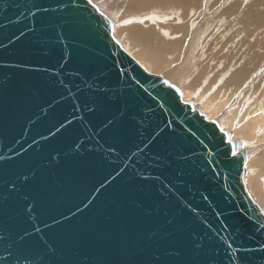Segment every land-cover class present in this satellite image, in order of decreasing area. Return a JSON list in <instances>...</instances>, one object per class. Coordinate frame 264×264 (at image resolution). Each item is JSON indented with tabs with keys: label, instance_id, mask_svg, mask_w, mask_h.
Returning <instances> with one entry per match:
<instances>
[{
	"label": "water",
	"instance_id": "obj_1",
	"mask_svg": "<svg viewBox=\"0 0 264 264\" xmlns=\"http://www.w3.org/2000/svg\"><path fill=\"white\" fill-rule=\"evenodd\" d=\"M92 0H0V264H264L248 151Z\"/></svg>",
	"mask_w": 264,
	"mask_h": 264
},
{
	"label": "rangeland",
	"instance_id": "obj_2",
	"mask_svg": "<svg viewBox=\"0 0 264 264\" xmlns=\"http://www.w3.org/2000/svg\"><path fill=\"white\" fill-rule=\"evenodd\" d=\"M203 1L205 2V4H204ZM231 1L232 0H217V1L216 0H200V5H199V2L197 4V6H199V7H195V5H191V8H186V10H188V11L187 12H183V13H182V10H184V8L181 7V6H179V7L178 6H172L174 9L171 10V11L168 10V9L167 10L158 9V10H160V12H163L164 14H167V15L170 14V13H174V11L176 13H178L179 15H181V16L185 15L186 16V21H183V24L182 25H185L186 26L188 24V28L186 27L188 29V31L186 29V34H188V35L185 34V39L186 40L184 39L185 42H183V46L180 48V50H175V51H173V53H170L169 56L175 55V57H173L174 58L173 62L168 65V68L167 69L161 70L160 72H158V74H163L164 72L167 73L168 70H171L173 68H176V69L178 68V70L181 71V74H180V77L179 78L172 77L173 76L172 73L174 71L173 72L170 71L171 74L169 72V74L167 75L166 78L169 81H171L172 83H174L175 85L179 86L182 89V97H183V99L184 100H193L195 104H197V105L200 106V108L202 107L201 108V111L203 113L205 112V114H206V116L208 118L214 119V120L218 121L219 125L222 126V128H224V129L226 128L225 130H227V131L230 130L229 132L232 135H234L236 130H238L240 127H242L243 125H245L246 120H247V117L246 116L248 114H250V113H245V112L248 111L249 109L252 111V108L250 106L257 105L258 101L260 100L262 106L264 107V93H263L264 92V77H263L264 75L259 74L258 76H260V75H262V76L259 79H255L256 78V74L259 73V72H255V74L253 76L254 78H252V79L250 77L248 79L245 78L246 80L243 82V85L240 84L239 87H233V86H231L232 88H229L230 91L228 90L227 85H225V81L224 80H225L226 76L228 75V71L230 70V66H232V64H233V62L235 60L233 59V57H231V58H228L226 60L227 63L221 62V51L222 52H225L226 51L225 46H227L228 48H230V50H234L238 46L239 47H243V43H242L243 40H241V39L243 37H245V35L242 33L243 31L240 32V33H239V31L243 30L244 25L245 26L248 25L247 22L249 21L247 19L245 22L243 21L242 23L241 22L240 23H237L236 24L237 26L235 25L233 27L232 24H234V22H235V21H233L234 20L233 19L234 17L233 16H230V17L224 16L225 17L224 22H223L224 24H222V25L220 24L221 20H219L220 19L219 17H222V16L219 15V12H220L219 10L221 9L222 6H224V4L226 5V2L229 3ZM255 1L258 2L257 4H259L260 6L262 5V7H263V5H264L263 0H254V1L253 0H251V1L250 0H244L242 2V4H241V7L244 8L245 6H248V4H246V2L249 3V4H253V2H255ZM208 2H210L211 4H213L214 2L215 3L213 4V7H210L209 4H208ZM94 3H96L98 5V7L102 11L104 10L109 15H111V16H109V18H112V17L115 16L114 19H116V21H114V20L113 21H114V24L116 26V29L114 31V35H115L116 39H118L122 43L123 47H125V49L132 56H134L135 59H137L138 62L148 72H152V71H150L148 69V65H146V63L142 62L135 55V53L138 52V50H136L135 48H132V46L126 41L125 37H123L124 35L121 32H119V27H120L119 25L121 24L120 22H122L120 19H122V16H128L127 18H131L132 21L134 22V19H136L135 18L136 15L133 12H131L128 8H126L125 5H122L119 8L118 14L116 15L115 12L113 13V12H110V11H107L106 9H104L103 6L100 5L99 2L95 1ZM222 3H223V5H222ZM208 10H209V12H207ZM239 11H240V9H239ZM148 14H149V12H146V16ZM160 14H162V13H160ZM172 15L170 14L169 20L164 22L165 24L171 25L170 27H168V30L170 32L171 31H174V28H171V27L173 25H175V20H176V15H174V17ZM204 15H206V16L204 17ZM146 16L144 17L145 18L144 21L146 19L147 20L149 19ZM216 16H218V17H216ZM203 17H204V20L206 18V20H205L206 22L204 21V23H202V26H199L198 28H196V26L198 25V22H201L200 19H202ZM118 18H120V19H118ZM172 18H174L173 19L174 21L171 20ZM123 19H125V18H123ZM182 19H184V17H182ZM180 23H182V20H181ZM225 23H226V25H225ZM223 25H225V26H223ZM200 27H201V29H200ZM203 29H205V31ZM194 30H196L195 31L196 34L194 35V37H192V33L194 32ZM197 31L199 32V34H197L198 33ZM201 33H202V35L203 34L204 35L202 36ZM231 33H232V35H231ZM240 34H242L244 36H242ZM213 35L216 36V38L222 39L224 42L226 41L227 43L224 44V42H222V44H221L222 46L217 45L216 46L217 48H216L215 51H220V52H217L216 54H214V51H213V56L209 59V57H210V53H209L210 52V49L208 48L209 50H207L206 48L213 41V39L215 38ZM254 36H255L256 39L259 38V40L262 43H264V36L260 35L259 34V31L255 32V35ZM167 37H173V34H170ZM233 39H235L236 41L233 40ZM247 40L248 41H251V40H254V38L253 37H250V38H247ZM210 46H212V44ZM191 51H193V52H191ZM205 51H207V52H205ZM232 59H233V62H232ZM259 65L260 64H258L256 66L258 67ZM224 67H226V68H224ZM259 68L260 67L254 69L252 71H256ZM261 70H263V69H261ZM154 73H157V72H154ZM198 74H199V76H196ZM195 77H196V79L198 78L197 83L195 82ZM202 77H203V79H201ZM208 79L209 80L211 79V80L209 81ZM201 80L203 81L202 83H201ZM254 80L255 81L256 80H260L262 83L260 81L259 82L258 81L257 82H254ZM209 82H212V83L210 84ZM244 84L245 85L247 84V85L245 86ZM253 84H255V85H253ZM259 88H261V89H259ZM249 90H250V92H249ZM251 90H254V91L256 90V91L255 92L254 91L251 92ZM239 91H242L243 93L242 92H239ZM251 94H253L254 98H253V96ZM255 97H256V99L258 101H256ZM258 97L261 98V99H258ZM225 98H226V100H225ZM229 98H231V99H229ZM238 98H239V100L236 101L235 99H238ZM245 98L246 99L248 98V99L246 100ZM250 102H251V104H250ZM215 103H217V104H215ZM222 103H223V105H222ZM247 103H249V104H247ZM218 104H219V108L221 109V111L219 110V112L217 113V112L214 111V108ZM211 105H213V107ZM240 108H242V109L240 110ZM202 109H204V110H202ZM234 111H236V113ZM231 116H234V117H233V121L230 122ZM257 130L253 133V140L250 139V140H252V142L249 140L250 141L249 143H251L249 146H247V145H245L243 143L244 146H247V148L245 147L246 150L253 149V148H255V150H256V151L254 150V152L253 151L250 152V150H249L248 160H249V158H253L254 156L259 155V154L260 155H264V139H262V140H258L257 139L258 138L257 134H259V132L260 133L262 132V134H263L264 133V128H261V131H259L260 128H258ZM237 135H236L237 136L236 139H238L239 141L241 139H243V136H241L242 135L241 133H238ZM254 138H256V139H254ZM257 167L258 166H256L255 164L254 165L253 164H250V166L248 168H246L247 169V172H246V175L244 176L245 177V184H246V187H247L249 193L254 198V200L260 206H262V208L264 209V202L261 201V199L258 198L253 193V191L249 187L250 186V183L248 182V177H254V178H257V179L260 178L261 179V182L264 183V172H260V170L258 169L259 167L258 168Z\"/></svg>",
	"mask_w": 264,
	"mask_h": 264
},
{
	"label": "bare ground",
	"instance_id": "obj_3",
	"mask_svg": "<svg viewBox=\"0 0 264 264\" xmlns=\"http://www.w3.org/2000/svg\"><path fill=\"white\" fill-rule=\"evenodd\" d=\"M92 1L93 2H95V1L99 2L100 5H102L104 9H106L107 11L113 12V13L115 12L116 15L118 14L119 8L122 5H125L126 8H128L131 12H133L136 15V17H135L136 19H134V22L132 21L131 18H127L128 16H122V19L118 18V19H120L122 21V22H120L121 24L119 25L120 26L119 27V32H121L124 35L123 37H125L126 41L132 46V48H135L136 50H138V52H136L135 55L142 62H144V63H146V65H148V69L150 71L157 72V73L160 72L161 70H165V69L168 68V65L170 63H172L173 60H174L173 57H175V55L169 56L170 53H173V51H175V50H180V48L183 46V42H185L184 39H185L186 29L188 28V24L186 26L185 25H182L183 24V21H186V16L183 15L182 13L183 12H187L188 10H186V8H191V5H195V7H199V6H197L198 2H199V5H200V0H95V1L92 0ZM243 1L244 0H232L229 3L226 2V5L224 4V6H222L221 9L219 10L220 11L219 12V15L222 16V17H219L220 18L219 20H221V22H220L221 25L224 24L223 23L224 22V19H225L224 16H228V17L233 16L234 17L233 18L234 19L233 21H235V22H234V24H232L233 27L237 23H240V22L242 23L243 21L245 22L247 19L249 20L247 22L248 25L245 26L243 24L244 25L243 30L239 31V33L243 31L242 33L245 35V37H243L241 39V40H243V42L241 41L243 43V47H239L238 46L234 50H230V48H228L227 46H225L226 51L225 52H222L221 51V62L227 63L226 60L228 58H231V57H233V59L235 60L233 62V59H232L233 64H232V66H230V70L228 71V75L226 76L225 80L222 78L225 81V85H227L228 90H229V88H232L231 86H233V87H239L240 84L243 85V82L246 79H248L249 77L251 79L254 78L253 76H254L255 72H259V73L256 74V78L255 79H259L262 75H264V43H262L259 40V38L256 39L255 36H254L255 35V32H257V31H259V34L260 35L264 36V5L262 7V5L260 6L259 4H257L258 2H256V1L253 2V4H249V3L246 2V4H248V6H245L244 8H242L241 7V4H242ZM263 2H264V0H263ZM204 4H205V2H204ZM208 4H209L210 7H213V4H211L210 2H208ZM222 5H223V3H222ZM172 6H178V7L181 6V7L184 8V10H182V13H181L183 16L179 15L175 11H174V13H170L171 15L173 14L172 15L173 17H174V15H176L175 25H173L171 27V28H174V31H171L170 32L168 30V27H170L171 25L164 23L165 21H168L169 20L170 14H168V15L167 14H164L163 12H160V10H158V9H164V10H167L168 9V10L171 11V10L174 9ZM239 9H240V11H239ZM103 12L108 17L111 16L107 12H105L104 10H103ZM146 12H149V14L147 16H146ZM207 12H209V10ZM160 13H162V14H160ZM145 16L149 18L148 20L146 19L147 21L146 20L144 21V19H145L144 17ZM205 16L206 15H204V17ZM218 16H216V17H218ZM114 17H112V20L116 21V19H114ZM182 17H184V19H182ZM204 17L202 19H200L201 22H198V25L196 26V28H198L199 26H202V23H204V21L206 20V18L204 20ZM123 18H125V19H123ZM173 19L174 18H172L171 20H173ZM181 20H182V23H180ZM225 25H226V23H225ZM225 25H223V26H225ZM115 29H116V26L114 28V31H115ZM200 29H201V27H200ZM203 30L205 31V29H203ZM187 31H188V29H187ZM195 31L196 30H194V32L192 33V37H194V35L196 34ZM232 33H231V35H232ZM170 34H173V37H167ZM197 34H199V32ZM186 35H188V34H186ZM201 35H202V33H201ZM240 35H242V34H240ZM244 35H242V36H244ZM249 36L250 37H253L254 40L248 41L247 38H250ZM214 37L215 38L213 39V41L206 48L207 50L210 49V52H209L210 53V57H209V59L213 56V51H214V54H216L217 52H220V51H215L216 48H217L216 46L217 45L222 46L221 44H222V42H224L222 39L216 38V36H214ZM233 40H235V39H233ZM226 43L227 42L225 41L224 44H226ZM211 44H212V46H210ZM191 52H193V51H191ZM205 52H207V51H205ZM258 64H260L258 66V67H260L259 69L260 70L263 69V70L260 71L259 69H257L256 71H252V70L258 68L256 66ZM226 67H224V68H226ZM170 71H172V72L174 71L172 73L173 74L172 77H174V78H179L180 77L181 71H179L178 68L177 69L176 68H173L171 70H168L167 73L164 72L162 75H164L165 77H167V75L169 74ZM170 74H171V72H170ZM259 74H262V75L258 76ZM196 76H199V74L196 75ZM201 79H203V77ZM197 81H198V78L196 79V77H195V82L197 83ZM257 81L259 82L260 80H256V81L254 80V82H257ZM202 82L203 81L201 80V83ZM209 83L211 84L212 82H209ZM253 85H255V84H253ZM259 89H261V88H259ZM253 91L254 90H251V92H253ZM239 92H242V91H239ZM249 92H250V90H249ZM251 95L253 96V94H251ZM253 98H254V96H253ZM229 99H231V98H229ZM255 99H256V97H255ZM258 99H261V98L258 97ZM225 100H226V98H225ZM235 100L238 101L239 98L238 99H235ZM256 101H258V100L256 99ZM215 104H217V103H215ZM247 104H249V103H247ZM250 104H251V102H250ZM222 105H223V103H222ZM211 106L213 107V105H211ZM250 107L252 108V111L249 109L248 111L245 112V113H250V114H248L249 116L248 115L246 116L247 117V120H246L245 125H243L238 130H236L234 135L231 134L232 138H235V139L237 138V136H238L237 134L238 133H241L242 134L241 136H243V139H241L242 141L240 140V143H241L242 146H244V144L247 145V146H249L251 144L249 142L250 141L252 142V140H253V133L258 128H260L259 131H261V128H264V107L262 106L260 100L258 101L257 105L250 106ZM204 109H202V110H204ZM241 109L242 108H240V110ZM219 110L221 111V109L219 108V104H218L214 108V111L218 113ZM234 112L236 113V111H234ZM233 117L234 116H231L230 122L233 121ZM261 134H262V132L261 133L259 132V134H257V136H258L257 139L258 140L264 139V133L262 135ZM250 139H252V140H250ZM254 139H256V138H254ZM247 146H244V148L245 147L247 148ZM249 150H250V152H252V151L254 152L255 148L249 149ZM249 150H247L248 151V154H249ZM263 156L264 155H260L259 154V155L254 156L253 158H249V160L247 161V163L245 165V168H248L250 166V164H253V165L255 164L256 166L259 167V168L258 167L257 168L260 170V172H264V157ZM246 171H247V169H246ZM259 179L260 178L257 179V178H254V177H248V182L250 183V186L249 185L248 186L251 188V190L253 191V193L258 198H260L261 201L264 202V183H262L261 182V179L260 180ZM244 180H245V177H244Z\"/></svg>",
	"mask_w": 264,
	"mask_h": 264
},
{
	"label": "crops",
	"instance_id": "obj_4",
	"mask_svg": "<svg viewBox=\"0 0 264 264\" xmlns=\"http://www.w3.org/2000/svg\"><path fill=\"white\" fill-rule=\"evenodd\" d=\"M95 1V0H94Z\"/></svg>",
	"mask_w": 264,
	"mask_h": 264
}]
</instances>
